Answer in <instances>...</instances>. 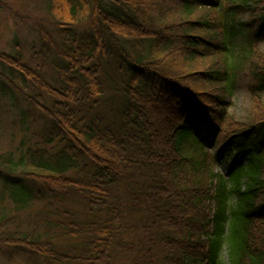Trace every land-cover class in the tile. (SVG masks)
<instances>
[{
  "label": "trees",
  "instance_id": "1",
  "mask_svg": "<svg viewBox=\"0 0 264 264\" xmlns=\"http://www.w3.org/2000/svg\"><path fill=\"white\" fill-rule=\"evenodd\" d=\"M47 6L56 28L36 34L50 80L16 41L11 53L0 51V108L26 102L46 120L40 142L0 149V191L14 211L72 194L84 212L43 220L36 232L2 204L0 256L225 264V249L227 264H264V51H253L264 42V0ZM237 47L241 63L232 65L227 54ZM246 62L253 106L242 122L227 103ZM107 70L121 79L111 118L101 100Z\"/></svg>",
  "mask_w": 264,
  "mask_h": 264
},
{
  "label": "rangeland",
  "instance_id": "2",
  "mask_svg": "<svg viewBox=\"0 0 264 264\" xmlns=\"http://www.w3.org/2000/svg\"><path fill=\"white\" fill-rule=\"evenodd\" d=\"M3 5H0V51L11 53L14 50V42H17L18 49L23 53L24 61L33 67H40L44 70L47 80H50L51 70H49L50 62L40 56L41 38H38L36 29L40 27H49L55 30L52 25V18L49 16L48 2L49 0H3ZM244 36V33L242 34ZM242 40L236 42L237 46ZM254 52L264 51V42L256 43L253 46ZM242 55V51L237 47L227 54V61L232 65H240L241 60L238 58ZM220 58V57H219ZM218 58V59H219ZM217 59V60H218ZM214 61L216 59H213ZM216 60V61H217ZM248 62L239 68L240 72L236 74L235 86L233 87V96L228 100L227 113L234 118L235 121H248L252 104L251 87L253 85L251 74L248 71ZM238 68V67H237ZM104 82L108 91L101 98L104 101L105 111L107 116L111 118V113L117 109L113 105L116 101L115 94L119 98L120 78L113 76L110 70L106 71ZM20 100L21 98L18 97ZM264 103V94L261 95ZM113 101V102H112ZM118 102V101H117ZM19 107L16 105H6L0 108V149L4 151H16L20 144H32L40 142L39 134L45 126L46 120L43 116L30 104L19 102ZM113 103V104H112ZM26 118H23L22 116ZM196 133L198 130L195 131ZM200 137L203 143H207L210 138L202 133ZM42 147H45L41 144ZM47 147V146H46ZM221 165V164H220ZM225 174V170L220 166L218 168ZM218 169H215L217 172ZM0 191V208L2 204L7 207L10 214H14L16 222L25 230H33L36 232H44L42 225L43 220H63L66 216L70 218L79 217L84 208L76 195H68L61 203L50 201H37L26 207V209L14 211V206L7 198L2 199ZM4 200V201H1ZM231 204H235V199L231 198ZM65 211H67L65 213ZM65 213V214H64ZM56 233V232H55ZM62 239H59L61 242ZM221 256L224 263H228L226 250L223 249ZM0 264H31L26 259L16 256L12 261H6L0 256ZM40 264V263H39Z\"/></svg>",
  "mask_w": 264,
  "mask_h": 264
}]
</instances>
